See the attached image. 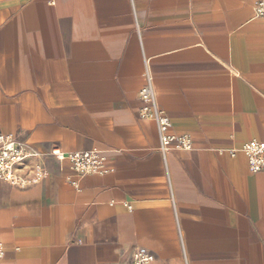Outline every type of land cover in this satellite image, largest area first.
Returning a JSON list of instances; mask_svg holds the SVG:
<instances>
[{
	"label": "crops",
	"instance_id": "crops-1",
	"mask_svg": "<svg viewBox=\"0 0 264 264\" xmlns=\"http://www.w3.org/2000/svg\"><path fill=\"white\" fill-rule=\"evenodd\" d=\"M257 1L0 0V132L48 173L0 181L2 264H130L138 247L152 264H264V172L230 155L264 140ZM147 74L191 151L165 154L141 117ZM54 146L98 150L108 173L80 178Z\"/></svg>",
	"mask_w": 264,
	"mask_h": 264
},
{
	"label": "built area",
	"instance_id": "built-area-1",
	"mask_svg": "<svg viewBox=\"0 0 264 264\" xmlns=\"http://www.w3.org/2000/svg\"><path fill=\"white\" fill-rule=\"evenodd\" d=\"M257 17L264 18V0L254 4ZM146 84L140 90L139 97L146 103L140 111L143 119L155 121L160 132L162 150L166 154L174 146L184 151L192 150V140L189 136L170 135L172 127L170 119L156 104L153 79L146 75ZM242 152L249 161L250 171L254 174L264 172V140H253L243 145L240 151H230L232 157ZM60 162L68 161L72 169L82 178L87 175L106 174L107 157L98 150L87 152L66 153L58 146L52 147L50 156ZM44 155L23 142L17 135H7L0 132V181L18 189H28L40 185L48 176ZM77 186V183H73ZM132 209L131 207H128ZM5 256L4 243L0 236V264ZM155 257L145 247L133 251L130 264H152Z\"/></svg>",
	"mask_w": 264,
	"mask_h": 264
}]
</instances>
